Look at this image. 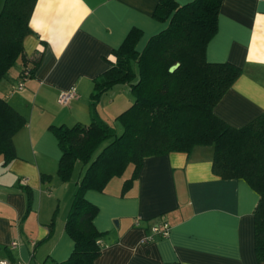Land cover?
Returning a JSON list of instances; mask_svg holds the SVG:
<instances>
[{
	"label": "crops",
	"instance_id": "0c3cea01",
	"mask_svg": "<svg viewBox=\"0 0 264 264\" xmlns=\"http://www.w3.org/2000/svg\"><path fill=\"white\" fill-rule=\"evenodd\" d=\"M159 2L38 0L30 21L33 34L24 39L27 60L37 61L34 73L18 90L25 68L18 60L0 83V97L27 120L13 138L16 158L4 165L0 157V259L52 264L70 257L74 241L66 221L82 175L61 181L62 151L50 127L92 122L94 82L112 67L114 52L134 30L139 32L135 49L142 52L167 28L154 19ZM206 58L243 70L216 105L218 118L242 128L264 114V0H223ZM119 86L98 103V116L106 123L104 114H121L132 105ZM71 88L76 98L60 105V94ZM213 158L214 148L205 146L190 154L150 157L125 195L133 171L113 179L104 193L88 191L86 198L99 209L95 226L105 233L94 264H264L255 252L260 196L243 179L214 175ZM44 175L50 178L43 180ZM161 222L170 225L169 235L142 243Z\"/></svg>",
	"mask_w": 264,
	"mask_h": 264
},
{
	"label": "trees",
	"instance_id": "16d2710c",
	"mask_svg": "<svg viewBox=\"0 0 264 264\" xmlns=\"http://www.w3.org/2000/svg\"><path fill=\"white\" fill-rule=\"evenodd\" d=\"M37 2H3L0 83L20 59L25 63L22 74L29 72L31 77L34 73L37 61L27 60L24 39L33 34L30 21ZM222 4L223 0H194L186 5L160 0L154 19L168 23L167 28L151 37L142 52L135 49L139 32L134 30L114 52L112 67L94 82L92 122L50 127L62 151L58 168L61 181L69 182L77 165H83L66 221L74 249L67 260L52 264H94L102 252L100 242L105 233L95 226L99 209L86 198L88 191L104 193L113 179L123 177L132 167L122 189L125 195L145 159L176 152L190 154L199 146L214 148V175L223 180L243 179L259 194L254 211L255 252L258 262H264V114L234 128L214 113L243 74L240 67L210 63L206 58L208 44L218 32ZM178 63L180 68L171 73V67ZM119 85H128L135 99L116 118L124 129L121 134L97 112L103 95ZM26 125L25 117L0 97V157L4 165L16 158L13 138ZM107 141L110 143L96 155Z\"/></svg>",
	"mask_w": 264,
	"mask_h": 264
},
{
	"label": "built area",
	"instance_id": "2783aa9c",
	"mask_svg": "<svg viewBox=\"0 0 264 264\" xmlns=\"http://www.w3.org/2000/svg\"><path fill=\"white\" fill-rule=\"evenodd\" d=\"M30 77L29 72L22 74L21 82L18 84L17 89L23 90L25 81ZM76 98V89L71 88L68 91H64L60 94L58 103L62 106H68ZM170 225L167 222H161L153 225L151 227V235L145 238L142 243L147 244L155 240L156 237H167L170 233ZM17 244L13 243L15 247ZM0 264H29L24 262H19L10 259H0Z\"/></svg>",
	"mask_w": 264,
	"mask_h": 264
},
{
	"label": "rangeland",
	"instance_id": "374dc122",
	"mask_svg": "<svg viewBox=\"0 0 264 264\" xmlns=\"http://www.w3.org/2000/svg\"><path fill=\"white\" fill-rule=\"evenodd\" d=\"M3 2L4 0H0V10L2 8V5H3ZM21 62V59L20 61L18 62V64H20ZM117 88H124V89H118V91L122 92V90L124 91L123 92V97H126L129 99V96H131L130 98V101L132 102V104L134 103V97L133 95H130V88L128 85H121ZM116 96H119L118 94L115 93ZM116 107H119V105L117 104ZM118 111V110H117ZM120 111V110H119ZM103 113V111L101 112ZM120 112H116V113H107V114H104L103 117L105 119V121H107V124L109 123V125L114 128L118 134H121L123 132V127L122 125L116 121V117L117 115H119ZM110 143V141H107L105 142L101 147L100 149L97 151L96 155L99 154L103 148H105L108 144ZM82 171H83V165L82 164H78L77 167H76V170H75V174H74V180H76L78 177H80L82 175ZM133 171V168L132 167H129L128 170L126 171V173L124 174V177H130L131 173Z\"/></svg>",
	"mask_w": 264,
	"mask_h": 264
},
{
	"label": "water",
	"instance_id": "95a60500",
	"mask_svg": "<svg viewBox=\"0 0 264 264\" xmlns=\"http://www.w3.org/2000/svg\"><path fill=\"white\" fill-rule=\"evenodd\" d=\"M180 68V63L174 65L173 67H171L170 72L173 73L175 71H177Z\"/></svg>",
	"mask_w": 264,
	"mask_h": 264
}]
</instances>
